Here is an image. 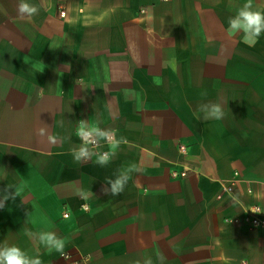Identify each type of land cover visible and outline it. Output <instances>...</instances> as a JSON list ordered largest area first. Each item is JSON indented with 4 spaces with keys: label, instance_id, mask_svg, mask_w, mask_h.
Returning a JSON list of instances; mask_svg holds the SVG:
<instances>
[{
    "label": "crops",
    "instance_id": "obj_1",
    "mask_svg": "<svg viewBox=\"0 0 264 264\" xmlns=\"http://www.w3.org/2000/svg\"><path fill=\"white\" fill-rule=\"evenodd\" d=\"M26 2L30 20L0 0V190L22 188L0 209V244L44 264H264V228L231 221L264 212V34L249 47L227 32L245 0ZM208 102L223 119L196 118ZM80 120L127 139L107 167L74 160ZM130 163L141 171L106 195ZM49 225L63 257L24 234Z\"/></svg>",
    "mask_w": 264,
    "mask_h": 264
},
{
    "label": "clouds",
    "instance_id": "obj_2",
    "mask_svg": "<svg viewBox=\"0 0 264 264\" xmlns=\"http://www.w3.org/2000/svg\"><path fill=\"white\" fill-rule=\"evenodd\" d=\"M39 8L26 2V0H18L17 14L20 19H31L37 15ZM227 32L230 36L242 34V42L254 47L262 34H264V9H259L254 6V0H245V2L236 9L235 14L228 18ZM166 67H170L173 71L176 70V61L174 58L166 62ZM159 83V81H157ZM134 94L128 90L125 95ZM196 118L203 120H221L224 118V109L222 104L215 102L201 103L196 108ZM38 135L41 137L46 135V129L40 128ZM75 135L81 143L70 149L74 160L77 163L86 162L95 157V164L100 167H107L112 158L116 155V149L121 144H126L127 139L123 136L117 138L114 130L99 127L96 123H91L89 120H80L77 124ZM49 143L55 144L60 139L56 135H48ZM108 146V150L101 151L100 149ZM141 170L135 163H130L127 166L117 170L114 178H106L104 181L105 187L102 191L106 195L116 197L124 193L125 188L132 178L133 173H139ZM14 189V191H10ZM22 188L6 185L3 190H0V209L6 207V202L9 200L15 201L17 197H21ZM93 195V193H91ZM78 195L87 198V193L79 192ZM21 202L24 200L21 198ZM28 222L31 213H28ZM24 234L29 238L38 239L49 254L53 252L65 255L66 239L57 235L54 230H51V225L47 230L33 232L28 228L24 229ZM163 254H157L155 261L151 257L138 258L130 261V264H165ZM0 264H44L39 255L31 256L25 250L16 245L0 244Z\"/></svg>",
    "mask_w": 264,
    "mask_h": 264
},
{
    "label": "built area",
    "instance_id": "obj_3",
    "mask_svg": "<svg viewBox=\"0 0 264 264\" xmlns=\"http://www.w3.org/2000/svg\"><path fill=\"white\" fill-rule=\"evenodd\" d=\"M59 15L60 17H63L64 16L63 11H61ZM179 150L181 152H184L185 147L179 146ZM185 174H186L185 172H180V173L173 172L172 176L173 177H177V176L184 177ZM232 192H233V188L231 185H223L220 189L221 194H232ZM219 197L220 195H218V198ZM64 217H67V215L64 214ZM225 221L228 222L229 220L226 219ZM231 221L236 222V223L245 224L251 228H264V212H262L258 207H254L248 212L244 213V215H242L241 217L234 218Z\"/></svg>",
    "mask_w": 264,
    "mask_h": 264
}]
</instances>
